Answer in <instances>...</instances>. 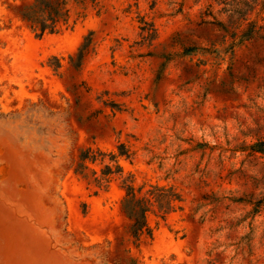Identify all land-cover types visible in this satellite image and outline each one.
Listing matches in <instances>:
<instances>
[{"label":"rangeland","instance_id":"rangeland-1","mask_svg":"<svg viewBox=\"0 0 264 264\" xmlns=\"http://www.w3.org/2000/svg\"><path fill=\"white\" fill-rule=\"evenodd\" d=\"M34 2L0 0V264H264V0H67L42 38Z\"/></svg>","mask_w":264,"mask_h":264},{"label":"trees","instance_id":"trees-1","mask_svg":"<svg viewBox=\"0 0 264 264\" xmlns=\"http://www.w3.org/2000/svg\"><path fill=\"white\" fill-rule=\"evenodd\" d=\"M67 6V0H35L32 5L22 9H16V11L19 17L29 24L31 30L37 37L42 38L47 33L58 34L61 32L63 25H68L70 16ZM251 150L254 153L264 155V141L254 145ZM89 152L81 156L82 163L89 160L95 161V159L88 157ZM80 169L85 168L81 165ZM140 192L141 189L137 191L134 187H128L127 196L124 201L125 213L132 222L130 234L137 242L140 241L146 232L151 233L147 223V215L151 212V201L146 199L138 200V194Z\"/></svg>","mask_w":264,"mask_h":264}]
</instances>
